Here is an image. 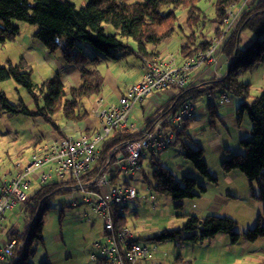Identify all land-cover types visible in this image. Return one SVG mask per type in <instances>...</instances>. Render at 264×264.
<instances>
[{
    "label": "trees",
    "instance_id": "obj_1",
    "mask_svg": "<svg viewBox=\"0 0 264 264\" xmlns=\"http://www.w3.org/2000/svg\"><path fill=\"white\" fill-rule=\"evenodd\" d=\"M210 1L146 0L144 3H129L128 0H90L86 7L78 10L65 0H0V47L14 42L20 36V28L15 22H23L38 27L34 37L48 53L62 50L63 62L81 69L80 85L68 89L59 74L41 85L35 83L33 68L24 58L15 65L8 61L7 67L0 63V83L13 80L25 89L36 112L32 113L23 102L19 106L13 105L3 92H0V111L11 117L40 118L54 132L65 137L56 118L60 116L66 123L73 124H82L89 119L82 102L89 99L94 101L102 95L105 78L99 68L105 61L118 60V52L128 49L123 39H131L138 45V55L142 60L158 58L164 44L177 37L184 40L185 44L180 50V64L209 51L224 33L227 10L232 6H240L242 0H217L213 4L212 17L200 7V3ZM181 14L185 15L184 25L180 22ZM214 25L217 28L209 37L208 33ZM104 26L112 27L115 35H107ZM245 32L252 34L255 39L249 47L241 48L240 37ZM86 49L94 51V57L89 56ZM221 51L230 61L228 72L223 78L210 81L212 88L207 89L206 93L224 92L227 96L240 99L238 117L242 120L248 116L252 131V139L241 142L244 153L230 154L221 164L222 172L227 175L238 171L250 183H255L258 188L255 197L264 206V91L250 102L251 84L240 81L241 74L264 63V1H255L242 13ZM203 87L204 84L188 85L168 103L166 116L176 113L185 98L195 100ZM208 111L214 125L218 118L215 102L209 104ZM186 128L173 129L175 140L181 142L183 157L192 163L203 180L216 185L219 179L210 172L203 149L195 150L187 143L186 140L190 141L191 136L186 133ZM43 137L30 146V157L18 162L26 164L39 147L43 148L50 142L51 139L45 140ZM139 139L141 136L131 131H115L101 146L102 155L106 156L124 142ZM152 157V181L149 187L154 193L171 198L176 209L184 210L185 201L195 200L206 193V187L197 178L184 177L180 184L167 166L157 161L155 156ZM141 161L143 163V158ZM115 179H112L113 184L116 183ZM59 181L53 180L42 185L31 201L21 206L25 232L10 236V240L15 239L17 245L12 255L1 264H31L30 260L36 251L34 247L44 242L45 218L53 209L55 198L64 194L60 191ZM127 213L128 207L124 215L113 210L116 230L128 228ZM180 217L187 219L181 230H166L150 240L156 243L173 241L198 244L214 239L219 234L230 236L233 243L239 242L241 237L249 242L264 238V209L257 227L243 236L235 233L236 222L227 217L208 215L202 218L192 214ZM176 264L187 262L179 257Z\"/></svg>",
    "mask_w": 264,
    "mask_h": 264
},
{
    "label": "rangeland",
    "instance_id": "obj_2",
    "mask_svg": "<svg viewBox=\"0 0 264 264\" xmlns=\"http://www.w3.org/2000/svg\"><path fill=\"white\" fill-rule=\"evenodd\" d=\"M65 1L75 5L78 10L86 7L90 2V0ZM145 1L146 0H128L129 3H144ZM216 1L217 0L202 2L200 3V7L212 17L214 13L213 4H215ZM236 12L237 9L234 13ZM181 15L180 22L184 25L185 15ZM15 23L20 28L21 34L14 42L7 43L0 47V63L3 67H7L8 61H11L14 65L22 58L26 59L28 62L30 61L29 63L34 72L33 79L35 83L41 85L44 81L46 82V80L54 77L56 73L59 72L57 70L58 67L56 70L53 69L50 71L45 63H40L41 53H37L35 44L41 48L42 45L34 37L35 33L38 32V27L30 26L23 22ZM213 28L215 30L217 26L214 25ZM104 29L107 35H115V31L112 27L104 26ZM245 34L251 40L255 39L252 34L248 32H245ZM122 42L128 46V49L120 50L118 52V60L105 61L99 69L106 75L108 70L115 74L117 80H119L120 86L125 88L130 87L133 83L138 81L143 61L138 55V45L133 40L123 39ZM90 50L86 49L85 51L89 56L94 57L95 52ZM28 51H32L31 54L34 53L33 55H36L35 61L26 55ZM54 55L62 61V50H58ZM242 80L245 79L242 77ZM251 88L252 97L250 102L262 94V91L259 90L257 86H251ZM0 92L5 93L7 99L13 105L19 106L23 102L30 110H35L27 91L17 85L13 80L1 82ZM101 96L104 97L105 103L108 97L116 98L108 91L107 87H104ZM203 100L204 101H200L206 103L204 98ZM93 102L94 101L91 99L84 100L82 106L88 111L91 122L98 125L99 121L95 118V107L92 106ZM41 103H43L42 98ZM197 103L196 101V104ZM135 118L138 123L140 121L139 113H137ZM56 120L57 125L63 129L66 122L61 119L60 116H58ZM245 120L247 122L249 121L248 116H245ZM217 125L219 132L222 134L221 137L223 139L227 138L224 130L219 126L220 123H217ZM209 131H211V129ZM37 133L43 136H51L52 128L46 123L43 126L37 125L35 120L30 117H11L0 111V178L13 170L14 165L21 160L19 159L21 152L25 154V160L30 157L32 151L30 142ZM212 134L215 135L214 132H207L206 135L211 137ZM194 138L196 140L195 142L203 146L205 150L204 157L210 166V171L212 173H217L214 171L222 170L221 164L223 161H220L219 158L213 156V154L208 151V146L203 142L201 137L195 136ZM251 139L252 137L249 141ZM190 145L195 150L199 148V145ZM171 152L173 153L170 156H166L164 152L155 156V159L167 166L180 184H182L183 175L191 178L194 177L190 174V170H194V173L199 177V173L192 163L183 157L181 142L175 140V145L171 148ZM243 153L244 150L240 149L233 152V155ZM152 163L153 157L151 155H146L143 158V173H139L134 178L119 174L116 182L118 186L128 183L139 191V200L128 206V213L126 216L128 219V227L133 232L136 241L152 251L155 247L157 248L154 258L155 262L152 261L148 264H176L180 256H182L181 258L186 261L187 264H264V238H260L256 242H249L245 240L244 237H241L240 241L236 244H234L231 237L226 234H219L214 239L206 240L198 244L173 241L156 243L150 240L166 230H181L186 225L187 219L180 216L191 214V207L197 202L196 200L195 202L193 200L185 201L184 210H178L171 198L156 194L153 190H151L150 193L147 192L145 187L149 186L152 181ZM49 172L50 171L47 173ZM240 176H242L241 178L243 179L240 177L234 178L232 182L233 192L235 193L234 195H237V199L231 200L229 204H223L225 206L222 205L223 207L216 213V216L227 217L234 220L236 222L235 233L243 236L245 233L257 227L259 218L263 215L264 206L262 202L255 197L258 192L257 185L255 183H250L244 175L241 174ZM144 177H147V180ZM53 178L54 181H58L57 175L53 174ZM33 182V186L27 191L28 196L35 195L41 189V185L38 181ZM221 182V186L219 187L220 192L224 191V195H227L228 192L224 190V179H222ZM150 195L155 197L156 209H153L152 206L144 200V198H148ZM68 206L69 201L66 199L65 194L55 198L53 209L48 213L45 220L46 224L43 235L44 244L34 247L36 251L35 255L30 260L31 264H97V262H93L90 259V248L96 242L102 241L104 231L103 222L98 219L96 220V224L91 227L83 221L84 213L89 210V207L80 206L73 208ZM206 216L207 214H203L201 217ZM4 221L3 223L6 224L8 229H11L16 224L21 225L23 219L19 215V209H16L14 212H8Z\"/></svg>",
    "mask_w": 264,
    "mask_h": 264
},
{
    "label": "built area",
    "instance_id": "obj_3",
    "mask_svg": "<svg viewBox=\"0 0 264 264\" xmlns=\"http://www.w3.org/2000/svg\"><path fill=\"white\" fill-rule=\"evenodd\" d=\"M255 1L257 0H242L239 7L249 9ZM237 7L232 6L227 10L224 33L209 51L181 64L171 55L164 59L142 60L144 74L141 80L128 88L117 104L101 107L96 111L100 121L96 130L76 137L55 136L45 147H39L29 162H17L13 174L9 178L4 176L0 179V226L8 211L31 201L27 191L30 190L33 179L45 185L53 181L55 174L61 183L60 191L65 194L70 207H89L91 212L86 215L89 222H92V216L103 220L106 237L102 242L93 244V247L99 250L104 261L111 264L151 263L155 249L152 251L136 242L129 227L116 230L113 219V210L124 215L126 208L139 200V191L131 185L113 184L112 179L116 178L117 182L119 174L136 177L144 172L142 158L167 151L174 143L173 129H180L195 117V100L185 98L176 113L139 130L135 133L141 136L138 141L124 142L106 156L102 155L101 146L115 131H136L130 123V117L135 107L147 97L169 92L174 93L175 98L188 87L190 74L195 68L216 64L218 52H221L230 31L238 21V14L234 13ZM222 102H228V98H222ZM100 105L102 100L97 102V106ZM48 171L50 172L47 173ZM145 190L150 193L152 189L146 186ZM144 200L153 209L157 208L153 195ZM9 233L16 234L15 229H11ZM16 245L17 241L11 239L6 245L0 246V264L12 255ZM92 258L96 260L98 257L93 255Z\"/></svg>",
    "mask_w": 264,
    "mask_h": 264
},
{
    "label": "crops",
    "instance_id": "obj_4",
    "mask_svg": "<svg viewBox=\"0 0 264 264\" xmlns=\"http://www.w3.org/2000/svg\"><path fill=\"white\" fill-rule=\"evenodd\" d=\"M238 13V19L242 15V13L246 9H241L239 6L236 8ZM235 9V10H236ZM214 26L210 29V33H208L209 37H212V34L214 32ZM241 43L240 46L241 48H247L249 47L254 40H251L248 36H246L245 33H243L240 37ZM37 53H41L40 63H45L46 66L50 71L53 69H57L58 67V73L61 76V81L64 84L65 87L68 89L76 88L80 85L81 83V69L80 67H73V66H68L63 62V59L61 61L60 58L56 57L54 54L48 53L43 47L41 48L37 44ZM184 40H181L180 37L174 38L172 40H168L162 49L160 50V55L156 59H164L168 57L169 55L173 56L176 58L177 62H179V57H180V50L182 47H184ZM32 51L27 52V56L30 57L33 61L36 59V55L31 54ZM30 62V61H29ZM229 64L230 61L223 55L222 51L218 52L217 54V62L216 64L213 65H202L197 68H195L191 74H190V80H189V86H196V85H201L204 84V87L202 90H200L199 95L197 98H195V106L197 109V113L195 117L189 121H187L181 128L186 127V133L191 136V140H186L187 143L192 145H199L195 141V136L201 137L203 139V142L208 146V151L213 154V156H216L219 158V160L224 161L230 154H233V152L238 151L242 149L241 147V142L243 140H249L252 137V131H251V124L250 121H246L245 117L242 118V120L239 119L237 111L238 107L240 105L241 100L232 98L231 96L225 95L224 92H214V93H206L207 89L212 88V85H210V81L212 80H219L223 78L229 69ZM248 74H241L240 76V81L242 83H248L251 84V86H257L259 90L262 92L264 91V63L256 66L252 71L247 72ZM105 78V87L108 88V91L112 93L116 98L113 97H108L106 98V103L104 102V97L100 96L93 102V107H95V118L99 121L96 111L100 109L101 107H107L109 105H114L119 102V99L125 94L128 88H130L132 85L138 83L143 74H144V69L142 65V70L140 71L139 79L136 83H133L130 87H121L119 84V80H117V77L115 74L111 73L109 70L107 71V75L104 74ZM243 79L245 80H242ZM51 77L50 79H52ZM47 81V80H46ZM45 82V81H44ZM211 86V87H210ZM174 93H169V92H164V93H157L150 95L145 99V101L142 104H139L135 107L131 117H130V123L136 128V131H134V134L137 133L139 130H144L145 127L150 123V124H155L156 121H159L167 115L166 109L168 108V103L174 99ZM227 97L228 102H222V98ZM203 98L205 99V102ZM98 100H102V105L99 107L97 106ZM202 100V101H199ZM196 101L198 102L196 104ZM215 102L216 106V114L218 116L217 119H215L214 125L212 124V117L210 116L209 113V104H212ZM32 103V102H31ZM32 113L36 112L35 110L32 109L30 110ZM139 113L140 115V121L137 123L136 122V115ZM134 118V121H133ZM34 119V118H33ZM37 125H45V122L40 119H34ZM132 120V121H131ZM219 121V122H218ZM153 122V123H152ZM217 123H220V127L224 130L227 138L223 139L221 137V132L218 130V125ZM100 121L98 125H96L94 122L92 123L90 119H88L86 122L82 124H73V123H66L65 127L62 129V132L65 134V136H72L76 137L79 135L83 134H90L94 130H96L99 127ZM211 129V131H209ZM217 130V131H216ZM207 132H214L211 137L207 136ZM218 132V133H217ZM55 136H61L54 132L52 130V135L50 136H44L37 133L35 137L30 142V146L38 142L39 137L47 139H51ZM175 136V134H174ZM175 142V139H174ZM173 145L167 150L164 151L166 156H170L173 152H171V148L174 146ZM199 148L203 149L204 156H205V150L203 146H198ZM31 148V147H30ZM161 152V153H164ZM160 153V154H161ZM177 153V152H175ZM22 154L19 159L25 160V154L22 152ZM158 154V155H160ZM157 155V156H158ZM205 158V157H204ZM208 164V163H207ZM209 166V164H208ZM210 169V166H209ZM14 170H12L9 174L5 175L6 178H9L13 174ZM211 172V171H210ZM217 173H212L215 175L219 181L216 185L213 184H208L205 180H203L200 175L197 177V174L194 173V170H190V174L194 176V178H197L201 184H203L206 187V193L202 194L201 197L196 198L195 200L197 201L196 203L195 200H193L194 204L192 205V210L191 214L196 215L201 217L203 214L208 215H216L220 211V209L225 206L223 204H229L231 200H236L237 195H234L235 193L233 192L234 189L232 187V182L234 178H241V174H238L240 172L235 171L230 174H223L222 170H217L214 171ZM186 177V175H183L182 178ZM3 178V177H2ZM147 180V177H144ZM202 179V180H200ZM224 179L225 184H224V190L225 192H228L227 195H224V191L220 192V186H221V180ZM243 179V178H241ZM33 181H38L37 179H33ZM243 181V180H242ZM39 182V181H38ZM40 183V182H39ZM34 184V182H33ZM32 184V186H33ZM41 188L42 184L40 183ZM252 185V184H251ZM31 186V187H32ZM33 196H31L32 198ZM223 205V206H222ZM16 209H19V215L23 219L22 224H16L13 226L11 229H15L16 234L19 232H25L24 230V217L21 215L22 209L21 206H17L14 208L12 211L8 212H14ZM7 212V213H8ZM90 208L89 210L85 211L84 213V222L90 225L91 227L96 224V220L100 219L102 222L103 220L100 217L97 216H92L93 220L92 222L87 221L86 215L90 214ZM6 213V215H7ZM5 215V217H6ZM204 218V217H202ZM46 220V218H45ZM5 223V221H4ZM2 222V225L0 226V246L6 245L9 240H10V235L9 231L11 229H8L6 224ZM46 224V222H45ZM23 227V229H22ZM104 227V226H103ZM22 229V230H21ZM15 234V235H16ZM44 235V234H43ZM106 234L105 231H103V236H102V241L105 239ZM44 239V238H43ZM136 240V239H135ZM100 241V242H102ZM44 244V242H43ZM41 244V245H43ZM236 244V243H234ZM91 250V256L90 259L93 262H97V264H111L106 261H104L99 253L98 249H95L93 246L90 248ZM155 252L157 251V248L155 247ZM263 249V248H261ZM95 255L98 258L94 260L92 256ZM182 257V256H180ZM154 258H155V253H154ZM153 262L154 259H153ZM150 263V262H148ZM147 264V263H144Z\"/></svg>",
    "mask_w": 264,
    "mask_h": 264
}]
</instances>
